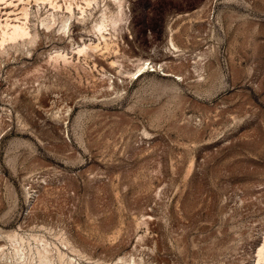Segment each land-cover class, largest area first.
Segmentation results:
<instances>
[{"label":"rangeland","instance_id":"374dc122","mask_svg":"<svg viewBox=\"0 0 264 264\" xmlns=\"http://www.w3.org/2000/svg\"><path fill=\"white\" fill-rule=\"evenodd\" d=\"M0 42V264H264V0H0Z\"/></svg>","mask_w":264,"mask_h":264},{"label":"bare ground","instance_id":"6f19581e","mask_svg":"<svg viewBox=\"0 0 264 264\" xmlns=\"http://www.w3.org/2000/svg\"><path fill=\"white\" fill-rule=\"evenodd\" d=\"M88 4V3H87ZM5 25V24H4ZM5 26H7V25H5ZM9 26V25H8ZM23 27V26H22ZM13 29V33L15 34V36L16 35H18V36H20V35H22V33H21V31H19V30H21L20 29V27L19 26H17V25H13V27H12ZM25 30V29H24ZM24 32V31H23ZM4 33H6V32H4ZM21 33V34H20ZM8 34V33H7ZM20 34V35H19ZM13 35V34H12ZM6 38V37H5ZM12 38H14V36L12 37ZM8 39H11V38H8ZM2 40H3V38H2ZM1 40V41H2ZM5 40V39H4ZM11 40H13V39H11ZM0 44H1V42H0Z\"/></svg>","mask_w":264,"mask_h":264}]
</instances>
